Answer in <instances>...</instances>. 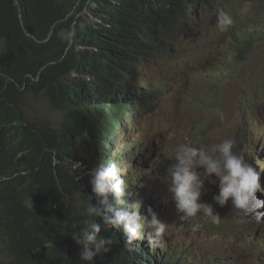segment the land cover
<instances>
[{"label": "trees", "instance_id": "1", "mask_svg": "<svg viewBox=\"0 0 264 264\" xmlns=\"http://www.w3.org/2000/svg\"><path fill=\"white\" fill-rule=\"evenodd\" d=\"M246 2L251 12L240 15V0H0V264H86L71 236L85 221L101 223L99 235L112 241L94 264H227L222 255L208 263L166 259L172 253L155 246L150 252L146 239L129 244L122 230H105L102 219L88 212L97 205L88 172L103 161L107 107L119 94L114 72L123 74L128 63L147 71L171 58L169 81L154 87L149 81L141 95L152 107L164 92L170 99L167 84L191 80L223 46L242 61L264 39V0ZM220 11L233 24L214 38L202 28ZM195 29L206 43L191 49L196 60L177 61L188 52L182 40ZM38 100L52 103L50 121L26 117L25 107ZM85 129L90 139L78 144ZM251 143L259 162V137ZM135 159H129L132 167ZM245 236L241 248L259 240Z\"/></svg>", "mask_w": 264, "mask_h": 264}, {"label": "rangeland", "instance_id": "2", "mask_svg": "<svg viewBox=\"0 0 264 264\" xmlns=\"http://www.w3.org/2000/svg\"><path fill=\"white\" fill-rule=\"evenodd\" d=\"M243 2L240 0V4L244 5ZM216 16L210 14L206 17L205 23L211 29ZM202 29L207 30L206 27ZM185 40L195 47L206 43L199 29L189 31ZM261 42L238 63L230 55L228 45L223 46L219 49L220 55L211 54L203 64L201 73L193 75L191 80L183 81L178 87L167 84L170 99L164 92L152 107L146 105L141 95L144 97L148 92L146 85L149 81L151 87L158 82L164 84L169 81L166 76L170 74L168 65L171 63L166 61H172L171 58H164L161 60L163 62L154 64L147 71L127 64L124 72L127 75L121 74L120 70L114 72L115 79L119 80L116 87L119 95L113 99L107 111L103 130V164L110 161L117 163L133 193L132 198L144 203L140 208L142 216L150 219L151 210L166 224L163 239L155 247L170 251L173 256L201 257L208 263L213 256L222 255L227 257V264H239V258L242 264H264V239H260L264 236V207L257 208L259 220L239 214L232 207L231 200L221 207L213 200V195L218 194V187L205 181L207 191L201 199L213 204L214 212L220 215V222L223 223L204 224L202 222L208 219L200 214L182 221L180 216L183 214L178 213L175 202L169 197L164 178L160 179L172 162L175 147L181 143H198L196 147L208 150L213 144L231 138L235 140L233 150L254 165L253 159H248L252 150L250 144L252 146L253 137H259L258 147L264 154V108H256L257 104L264 103V39ZM211 43L215 48L216 44ZM24 112L32 121H50L53 106L50 100H38L32 107L26 106ZM130 158H136L138 163L132 167L128 162L126 170V160ZM258 171L264 175L262 159L258 163ZM260 183L263 184L264 180ZM257 196L264 199V194L260 192H257ZM193 224L199 225L198 230H191ZM225 225L227 229L223 233ZM208 231L210 234L206 235ZM237 231L243 233L239 238L235 237ZM222 233L225 240L220 242ZM249 233L259 240L248 241L245 244L247 247L241 248L245 234ZM152 248L149 246L150 252Z\"/></svg>", "mask_w": 264, "mask_h": 264}, {"label": "clouds", "instance_id": "3", "mask_svg": "<svg viewBox=\"0 0 264 264\" xmlns=\"http://www.w3.org/2000/svg\"><path fill=\"white\" fill-rule=\"evenodd\" d=\"M250 12V2H246L239 10L240 15H247ZM232 24L231 15L220 11L215 21L219 30L211 29L209 26L206 28L212 37L217 38ZM184 42H186L185 38L181 45H186L188 52L183 56L179 55L177 61L196 60L193 53L190 55L191 49L196 47L192 43ZM186 57L189 58L186 60ZM196 57L199 60L202 59V53H197ZM125 66L123 75H127L124 74ZM250 99L252 100L251 97ZM261 107L264 108V104H257L256 108ZM88 139L90 137L85 129L76 137V142L79 144ZM234 147L235 140L231 138H225L213 144L208 150L187 143H181L175 147L172 162L165 169L164 180L177 211L183 214L180 216L182 221L195 218L200 214L213 224L220 223L221 217L214 212L213 204L205 203L201 199L207 191L204 187L205 181L218 187V194L213 195L217 205L223 207L231 200L232 207L239 214L259 220L256 211L258 207H264V199L259 198L257 192L264 194V183H260L264 180V175L258 171L259 162L255 157L253 145H250L252 150L249 151L248 159H253L254 165L248 163L242 154L235 152ZM260 155L264 156L261 151ZM88 177L91 192L97 201V205H91L88 212L102 219L105 230L108 228L122 230L129 244L133 240L141 239H146L150 247L161 243L166 224L151 213V210H149L150 219L140 214L141 204L132 198L133 193L129 190V184L122 177L121 169L116 162L110 161L103 164L102 161L101 164L89 170ZM110 196L112 200L109 199ZM85 225L80 230L73 231L71 236L80 249V260L86 264H94V257L107 252L109 250L107 245H110L112 241L99 235L102 229L101 223L85 221ZM198 228V224L191 226L192 231Z\"/></svg>", "mask_w": 264, "mask_h": 264}, {"label": "bare ground", "instance_id": "4", "mask_svg": "<svg viewBox=\"0 0 264 264\" xmlns=\"http://www.w3.org/2000/svg\"><path fill=\"white\" fill-rule=\"evenodd\" d=\"M224 9V11H226V8L224 7L223 8ZM263 9H264V6H263V4H259V11L261 12L260 14H264V12H263ZM82 10H83V7H82ZM263 12V13H262ZM70 37H71V35H70ZM105 69H107V67L105 68ZM106 72H107V70H106ZM119 95V94H118ZM107 110H109V108L107 107ZM106 112V111H105ZM102 145V144H101ZM126 166L128 165V162H129V160H126ZM140 204H141V207L140 208H142V205H144V203H143V201H141L140 202ZM168 207H169V205H168ZM145 210V208H143V211ZM142 211V212H143ZM179 213V212H178ZM179 214H181V213H179ZM199 215V214H198ZM191 219V218H190ZM186 223H188V222H186ZM204 224H207V223H210V220H208V221H205V222H203ZM211 233H217V232H211ZM210 234V232L208 231V232H206V235H209ZM213 240H215V241H219V240H221L220 242H222V241H224L225 240V236L223 235V233L219 236V240H216V239H213ZM255 255H253V257H254ZM172 257H174V256H171L170 254H168V256H166L165 258L166 259H170V258H172Z\"/></svg>", "mask_w": 264, "mask_h": 264}]
</instances>
